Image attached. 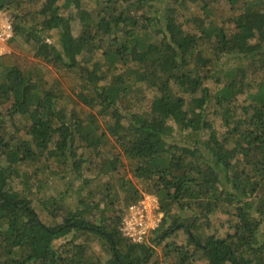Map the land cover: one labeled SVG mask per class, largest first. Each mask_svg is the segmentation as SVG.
<instances>
[{
  "label": "trees",
  "instance_id": "obj_1",
  "mask_svg": "<svg viewBox=\"0 0 264 264\" xmlns=\"http://www.w3.org/2000/svg\"><path fill=\"white\" fill-rule=\"evenodd\" d=\"M221 1L232 13L217 23ZM190 4L200 15L184 13ZM10 9L14 35L79 89L69 107L59 82L0 56V264H102L86 238L103 241L105 264H148L151 244L179 232L168 264H264V0H0ZM126 166L141 188L120 175ZM47 171L88 187L74 208L61 203L70 188L38 197ZM87 172L113 182L97 179L94 192ZM144 194L163 218L135 243L119 201Z\"/></svg>",
  "mask_w": 264,
  "mask_h": 264
},
{
  "label": "rangeland",
  "instance_id": "obj_2",
  "mask_svg": "<svg viewBox=\"0 0 264 264\" xmlns=\"http://www.w3.org/2000/svg\"><path fill=\"white\" fill-rule=\"evenodd\" d=\"M84 4L88 5V7H93L95 0H83ZM217 12L215 14V19L217 23H221L228 15L232 13L231 10H229V6L226 2L221 1L220 4H216ZM198 6L194 4H190L189 10H185L184 13L189 16H195L200 15L198 12ZM15 10H8L7 13L13 18V15L15 14ZM194 18V17H193ZM187 26V25H185ZM191 26L188 25L189 28ZM72 31L74 35H78L80 32V25L77 21L72 22ZM15 56L18 65L23 71L28 70H42L45 78L48 80V82L51 81H57L61 84V88L64 90V94L67 95V99L69 101V107L74 105L72 102L74 101V92L79 89L78 81L77 79L70 74H67L66 72H57L54 69L50 68L51 66L45 64L44 62L39 61V59L33 57V50H32V44H26L24 41H21L17 36H14L12 44H10L9 52ZM141 99V98H140ZM139 99V100H140ZM71 100V101H70ZM148 100L149 96L146 95V97H143L140 101H137V105H141L139 108L146 109L148 107ZM8 104H6L4 107L6 108ZM15 122L18 127H22L26 122L22 117L16 116ZM26 165L23 167L24 172L26 170H30L28 168H32L33 166ZM92 167V166H91ZM130 167L126 166L124 170H120V175L125 176L127 179H129L133 184H135L138 188H141L142 184L139 180L135 179L132 176V171H130ZM86 175L92 179V183L90 187L94 190H99V186L101 182H98L97 179H101L103 181L109 180L110 182H113L112 179L107 177H101V176H95V173L93 172H87ZM39 178H43V175H39ZM116 177H114L115 179ZM43 180V179H41ZM41 187L39 190L38 197H41L42 199H46L48 195H55L57 196L60 191H65L67 188H70L66 195L64 196L63 200H61V203L63 205H66L70 208H74L76 204L78 203V199L80 196L86 195L88 191V187L85 186L82 189L81 181H79V178L76 177V173L74 171H69L67 173H63V175H57L54 173H49L48 171L45 172V181H41ZM69 182V183H68ZM69 184V185H66ZM99 194L101 191H98ZM96 198H99V195L96 196ZM119 204L121 206L120 211H124L123 206V199L121 198L119 201ZM32 205L38 212V215L40 216L41 220L45 222L46 224L50 223L52 221V217L46 213V211H43L41 206L37 203L36 200H32ZM173 210H176L173 208ZM63 211L58 210L54 213V217L56 221L60 222L62 219ZM212 226H210L211 230L216 228L219 231V235L223 234L226 230V221L225 216L219 214L218 216H214L212 218ZM213 228V229H212ZM261 236L260 238L264 239V226L261 227ZM175 238H166L165 240L161 241L158 244L152 243L153 247V255L150 259V262L148 264H168V260L164 259V248L165 245L171 242L177 243V244H184L186 242V236L183 233H178L176 236H173ZM86 240L90 241V246L92 251L95 255L99 256L101 260L103 261L102 264H105V260L108 257L109 253L106 249V247L103 245V241L92 238ZM194 264H207V261L205 259L198 260L194 262Z\"/></svg>",
  "mask_w": 264,
  "mask_h": 264
},
{
  "label": "built area",
  "instance_id": "obj_3",
  "mask_svg": "<svg viewBox=\"0 0 264 264\" xmlns=\"http://www.w3.org/2000/svg\"><path fill=\"white\" fill-rule=\"evenodd\" d=\"M14 36L11 16L0 10V56L9 52V41ZM162 218L158 198L152 194H144L139 201L124 209L120 229L131 242L146 243L150 234L161 225Z\"/></svg>",
  "mask_w": 264,
  "mask_h": 264
}]
</instances>
